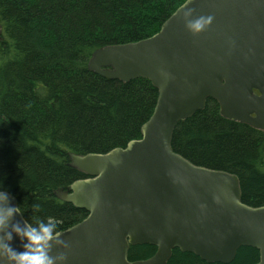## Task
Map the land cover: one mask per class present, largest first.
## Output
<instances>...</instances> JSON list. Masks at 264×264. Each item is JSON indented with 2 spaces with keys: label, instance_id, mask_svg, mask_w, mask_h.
<instances>
[{
  "label": "water",
  "instance_id": "1",
  "mask_svg": "<svg viewBox=\"0 0 264 264\" xmlns=\"http://www.w3.org/2000/svg\"><path fill=\"white\" fill-rule=\"evenodd\" d=\"M209 17L200 31L190 29ZM87 69L123 83L145 79L157 98L138 140L68 154L85 178L55 195L87 216L60 231L63 243L53 242L51 254L63 253V264H167L178 249L229 264L248 247L264 264V206L242 203L233 174L193 165L171 146L178 122L207 99L224 119L264 131V0H185L154 35L95 50ZM11 222L25 219L14 214ZM10 243L19 250L23 241L13 234ZM141 245L154 254L129 261L130 247Z\"/></svg>",
  "mask_w": 264,
  "mask_h": 264
},
{
  "label": "trees",
  "instance_id": "2",
  "mask_svg": "<svg viewBox=\"0 0 264 264\" xmlns=\"http://www.w3.org/2000/svg\"><path fill=\"white\" fill-rule=\"evenodd\" d=\"M184 1L0 0V186L25 221L54 217L60 232L87 216L55 195L85 178L68 154H102L138 140L157 98L149 81L107 80L87 63L99 48L154 35ZM171 146L193 165L233 174L242 203L264 206V132L224 119L207 99L178 122ZM154 252L130 247L128 260ZM258 260L257 250L242 247L229 264ZM167 264L208 263L174 249Z\"/></svg>",
  "mask_w": 264,
  "mask_h": 264
},
{
  "label": "clouds",
  "instance_id": "3",
  "mask_svg": "<svg viewBox=\"0 0 264 264\" xmlns=\"http://www.w3.org/2000/svg\"><path fill=\"white\" fill-rule=\"evenodd\" d=\"M198 19L189 27L193 32H198L210 21ZM10 193L0 186V264H63L66 257L63 253L52 255L53 242L63 243L59 239L60 232L57 228L59 221L54 217H47L35 224L25 221L23 225L11 222L14 214H22L20 205H12ZM34 209L39 205L33 204ZM11 222V227L9 224ZM13 234L23 241L21 249L12 247L10 241Z\"/></svg>",
  "mask_w": 264,
  "mask_h": 264
},
{
  "label": "flooded vegetation",
  "instance_id": "4",
  "mask_svg": "<svg viewBox=\"0 0 264 264\" xmlns=\"http://www.w3.org/2000/svg\"><path fill=\"white\" fill-rule=\"evenodd\" d=\"M254 93L256 94V95H258V92L257 91H254ZM262 132H264V131H262ZM59 191V190H58ZM65 191H67V190H65ZM57 192V191H56Z\"/></svg>",
  "mask_w": 264,
  "mask_h": 264
}]
</instances>
